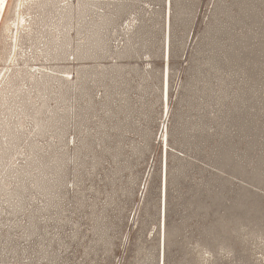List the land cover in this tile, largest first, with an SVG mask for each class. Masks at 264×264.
<instances>
[{
	"label": "rangeland",
	"instance_id": "1",
	"mask_svg": "<svg viewBox=\"0 0 264 264\" xmlns=\"http://www.w3.org/2000/svg\"><path fill=\"white\" fill-rule=\"evenodd\" d=\"M74 6L0 107V264H264V0Z\"/></svg>",
	"mask_w": 264,
	"mask_h": 264
},
{
	"label": "bare ground",
	"instance_id": "2",
	"mask_svg": "<svg viewBox=\"0 0 264 264\" xmlns=\"http://www.w3.org/2000/svg\"><path fill=\"white\" fill-rule=\"evenodd\" d=\"M31 7L35 8L30 11ZM51 9L57 12V21L49 23ZM74 9V0L71 4L69 0H0V42L4 41L3 51L0 53L1 60L4 59L0 67V107L7 104L5 102L9 99L13 101L16 99L11 95L9 87L13 86L16 91H19L18 96L31 99L35 95L27 87L28 81L38 86L47 83L49 78L56 79L57 75L53 74L52 70L44 69L43 65L38 63L33 64L30 60L33 56L48 52L50 38L53 43L61 42L60 38L65 34L63 29L67 24L65 18L67 14L75 11ZM49 28L51 37L47 39L43 33ZM12 108L14 109V105L8 104L7 109ZM14 115V111L10 113L11 118ZM17 116L18 112L15 115L16 119H18Z\"/></svg>",
	"mask_w": 264,
	"mask_h": 264
}]
</instances>
